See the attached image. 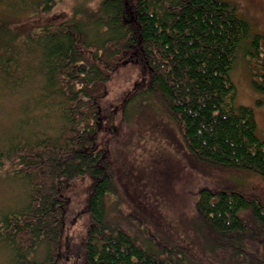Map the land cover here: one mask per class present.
I'll list each match as a JSON object with an SVG mask.
<instances>
[{"label": "trees", "instance_id": "16d2710c", "mask_svg": "<svg viewBox=\"0 0 264 264\" xmlns=\"http://www.w3.org/2000/svg\"><path fill=\"white\" fill-rule=\"evenodd\" d=\"M54 1L0 3L23 12ZM95 13L84 27L66 18L26 35L0 28V98L23 100L0 146V169L27 187L23 202L0 213V245L12 264H54L64 189L89 175L91 226L77 264H200L160 239L139 242L110 219L107 196L116 185L98 139L99 99L120 66L142 64L150 74L144 95L175 123L194 158L230 177L264 178V138L253 109L236 105L231 80L239 55L247 56L255 61L253 84L264 91V36L230 0H101ZM197 209L218 237L211 247L264 264L262 197L240 185L205 186ZM41 246L46 254L37 260Z\"/></svg>", "mask_w": 264, "mask_h": 264}, {"label": "rangeland", "instance_id": "374dc122", "mask_svg": "<svg viewBox=\"0 0 264 264\" xmlns=\"http://www.w3.org/2000/svg\"><path fill=\"white\" fill-rule=\"evenodd\" d=\"M264 36V0H230ZM101 0H55L51 8L16 12L0 3L3 34L36 33L44 27L69 24L86 26L96 17ZM71 19V20H70ZM264 51V43L262 44ZM254 59L239 55L231 71L236 105L253 109L257 134L264 138V91L253 84ZM149 69L137 63L120 66L99 99L101 116L98 139L113 167L116 190L108 194V215L139 242L158 241L186 250L200 264H243L225 248L211 241L218 238L202 226L197 209L199 191L205 187L240 185L264 199V178H234L218 173L187 150L175 123L144 95ZM19 98V97H17ZM0 98V146L14 132L21 98ZM2 144V145H1ZM7 144V143H6ZM27 187L6 169H0V213L23 202ZM92 179L81 175L68 180L59 257L54 264H77L91 226L88 208ZM154 237V238H153ZM41 246L33 257L42 260ZM11 250L0 245V264H12Z\"/></svg>", "mask_w": 264, "mask_h": 264}]
</instances>
